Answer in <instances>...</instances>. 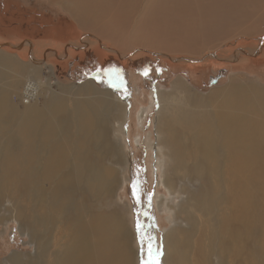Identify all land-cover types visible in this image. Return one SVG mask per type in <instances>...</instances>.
<instances>
[{"label": "bare ground", "instance_id": "1", "mask_svg": "<svg viewBox=\"0 0 264 264\" xmlns=\"http://www.w3.org/2000/svg\"><path fill=\"white\" fill-rule=\"evenodd\" d=\"M46 3L70 15L80 33L64 50L50 45L43 61L54 58L59 66L72 53L99 50L117 54L125 68L151 49L170 65L192 68L218 54L212 46L264 31V0ZM26 41V60L0 46V221L15 217L34 252L0 254V264H137L133 231L111 203L128 163L120 137L128 107L95 82L52 90L54 78L43 81L45 63L35 59L48 40ZM263 47L244 48L232 62ZM230 81L203 95L179 77L158 96L157 140L148 141L163 163L162 184L183 194L175 216L187 227L165 234L164 264H264L257 224H264V87Z\"/></svg>", "mask_w": 264, "mask_h": 264}, {"label": "rangeland", "instance_id": "2", "mask_svg": "<svg viewBox=\"0 0 264 264\" xmlns=\"http://www.w3.org/2000/svg\"><path fill=\"white\" fill-rule=\"evenodd\" d=\"M44 1L47 2L48 0H0V46H5L4 51L7 54H13L16 58L21 56L24 60L29 59L31 49L26 40L30 38L45 39V41L48 40L49 45L47 43L42 44L39 50L37 47L35 56L36 60L44 62L45 54L50 45L51 47L58 45L64 50L73 40H78L80 33L75 31L76 25L73 18L67 13H60L51 8ZM15 13L19 17L17 21ZM35 16H37L36 19ZM40 21L44 24L41 25ZM64 38L66 39L63 40ZM99 39L97 38V40ZM9 43L15 46L19 45V47H10ZM22 43L26 44L22 45ZM262 43L264 45V31L249 37L245 35L236 36L226 40L219 47L212 46V53L218 54L209 57L210 60H205L203 65L195 64L192 68L188 67L189 69L185 65H170L151 49L141 51V55L136 57L134 61L131 60L130 65L132 67L127 65L128 67L125 66V68L117 65L115 58L117 54L112 57L107 53L108 56H105L102 54L103 51L99 50L90 52L83 50L74 54L71 52L73 46L70 50L72 54L67 58L65 64L59 66L58 61L54 58H49L44 62L46 66L43 64L42 68H46H43L42 71L44 73L43 81L48 78V75L53 77L52 80L55 85H51L52 90L61 91V87H77L88 82L92 84L95 82L96 85L102 87L101 89H110L111 92L121 97L128 107L129 117H127L125 127L120 134L128 163L121 169L120 180L111 203L114 209L117 208L123 213L127 225L133 231L135 247L138 251L137 264H142L149 247L159 251L156 259L158 264H164L166 255L165 234L176 225L181 228L186 227L178 223L175 216V211L183 206L179 203V198L183 194L181 192L175 194L162 184L161 174L163 175L165 171L163 170V163L158 160L159 158H156L158 156L148 141L149 137L150 139L154 137L153 139L157 140L154 116H157L158 103H160L158 96L162 90L170 91L172 82L179 77H185L191 82L195 91L203 95H208L213 90L228 85L231 83L232 77L239 84L264 87V47L257 49L260 51L259 55L252 54L249 57L242 55L243 58L239 62H232L233 56L239 54V51L242 52L241 50L244 48L247 51H252V49H256L258 44L262 45ZM56 50L59 49L56 48ZM207 53L208 51L205 50L203 55L193 56V58H202ZM184 55L187 54L183 53L180 56L183 57ZM107 58L112 59L106 61ZM71 60L74 61L70 63ZM50 70H52V74ZM212 79H216V81L213 82ZM17 99L19 98L14 99L13 97L14 104L19 109H23V103ZM210 106L212 107L211 104ZM190 186L194 185L190 184ZM0 213L3 211L1 210ZM14 218L9 216L4 218L5 221H0V254L2 257L15 251L34 252V245L31 244L29 236L20 232L18 223L13 220ZM202 220L201 217L200 221L203 222ZM257 224L258 230L261 231L260 244L264 240V224L261 219ZM202 226L203 228L201 227V230L197 231L198 234L195 235V239L200 237V232L206 227V225ZM199 249L204 250V244L199 242L196 250Z\"/></svg>", "mask_w": 264, "mask_h": 264}, {"label": "snow or ice", "instance_id": "3", "mask_svg": "<svg viewBox=\"0 0 264 264\" xmlns=\"http://www.w3.org/2000/svg\"><path fill=\"white\" fill-rule=\"evenodd\" d=\"M135 187V186H134ZM139 227V225H138ZM159 255L158 250H154L151 247L147 250V256L143 259L142 264H158L156 257Z\"/></svg>", "mask_w": 264, "mask_h": 264}, {"label": "water", "instance_id": "4", "mask_svg": "<svg viewBox=\"0 0 264 264\" xmlns=\"http://www.w3.org/2000/svg\"><path fill=\"white\" fill-rule=\"evenodd\" d=\"M213 80V82H215L216 81V79H212Z\"/></svg>", "mask_w": 264, "mask_h": 264}]
</instances>
